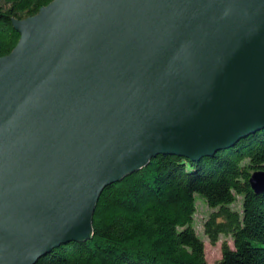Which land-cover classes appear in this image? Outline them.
Masks as SVG:
<instances>
[{"label":"water","instance_id":"obj_1","mask_svg":"<svg viewBox=\"0 0 264 264\" xmlns=\"http://www.w3.org/2000/svg\"><path fill=\"white\" fill-rule=\"evenodd\" d=\"M0 57V264L93 233L103 189L157 155L264 127V0H52ZM264 192V169L250 176Z\"/></svg>","mask_w":264,"mask_h":264},{"label":"trees","instance_id":"obj_2","mask_svg":"<svg viewBox=\"0 0 264 264\" xmlns=\"http://www.w3.org/2000/svg\"><path fill=\"white\" fill-rule=\"evenodd\" d=\"M51 1L0 0V57L19 41L13 19ZM263 169L264 127L200 160L157 155L103 189L91 237L60 245L35 264H210L194 226L197 199L212 209L204 222L211 243L220 235L233 239L213 264H264V192L249 181Z\"/></svg>","mask_w":264,"mask_h":264},{"label":"rangeland","instance_id":"obj_3","mask_svg":"<svg viewBox=\"0 0 264 264\" xmlns=\"http://www.w3.org/2000/svg\"><path fill=\"white\" fill-rule=\"evenodd\" d=\"M240 207V204L237 205ZM212 209L205 203L204 200L197 199V211L195 214L194 226L196 231L202 237L205 244V256L208 263L213 264L222 257L223 242L227 241L233 247V239L230 236L220 235L219 240L214 244L204 231V222Z\"/></svg>","mask_w":264,"mask_h":264}]
</instances>
